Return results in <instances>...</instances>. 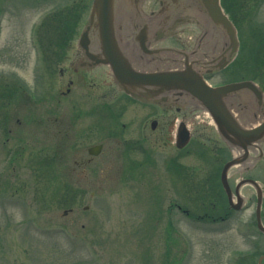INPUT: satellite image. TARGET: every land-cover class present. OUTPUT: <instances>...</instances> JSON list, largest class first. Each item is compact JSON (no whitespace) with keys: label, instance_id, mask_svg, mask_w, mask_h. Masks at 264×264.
<instances>
[{"label":"flooded vegetation","instance_id":"af4514ba","mask_svg":"<svg viewBox=\"0 0 264 264\" xmlns=\"http://www.w3.org/2000/svg\"><path fill=\"white\" fill-rule=\"evenodd\" d=\"M1 1L9 0H0V21H3L5 6ZM113 3L114 42L134 71L151 75L188 72L194 84L213 90L250 82L252 88L215 94L213 100L238 128L255 131V135L245 144L233 143L223 135L226 129L220 127L205 102L191 91L161 85L122 86L106 61L95 28L91 27L83 39L90 25V9L79 36L74 39L65 31L59 35V40L51 41L49 47L40 52L43 56L38 65L48 71L56 69L60 75L59 87L53 85L51 78L47 79L45 98L52 100V96L58 94L69 97L78 84L84 92L80 90L77 96L94 102L87 111L85 126L77 131L74 140L68 134L67 121L61 115L53 118L51 110L48 111L45 119L47 142L59 153V148L67 142V156L73 160L69 170L82 181L95 180L98 176L95 167L98 159L103 157L105 147L104 141L98 139L104 127L94 121L99 112L96 105L99 95L86 92L84 87L87 79L98 77L101 70L111 81V92L116 94L115 87L123 96L125 106L145 109L140 119L136 112L137 118L131 117L122 125L123 131L132 136L125 139V143L118 140L126 151L127 179L140 178L139 172L148 168L150 133L158 132L159 140L172 148L173 154L164 159L161 157L160 162L168 177L169 173L172 175V183L161 170L162 177L158 179L163 178L166 182L161 204L170 197L167 206L160 207V219L166 220L159 229L160 239L168 247L164 253L166 259L171 264H179L185 256H189V260L196 256L193 240L182 251L176 246L179 221L182 220L180 222L209 235L203 251L204 257L211 261L209 264H221L227 254L236 261L235 264H264V247L255 244V250L248 253L234 245L228 246L225 239L231 230L247 228L256 229L264 240V78H260L257 65L245 61L240 6L237 7L234 1L223 0H124ZM216 6L221 8L217 10L231 25L228 26L222 16L211 13V7ZM85 42L87 45H83ZM89 85L95 92L93 84ZM102 96L106 97V94ZM108 108L104 106L103 110L115 117L114 110ZM118 131L117 126L112 127L109 137L117 135ZM185 136L187 143L180 147ZM61 137L62 144L58 142ZM112 152L109 151L107 159L112 158ZM193 153L206 156L201 175L196 174V168L185 163L181 156L188 157ZM135 155L142 158L136 159ZM51 158L55 159L49 155L48 164L54 163ZM52 177L57 178L55 171ZM247 213L250 217L243 221ZM246 235L252 237L250 233Z\"/></svg>","mask_w":264,"mask_h":264},{"label":"rangeland","instance_id":"374dc122","mask_svg":"<svg viewBox=\"0 0 264 264\" xmlns=\"http://www.w3.org/2000/svg\"><path fill=\"white\" fill-rule=\"evenodd\" d=\"M225 1L240 6L245 61L257 65L260 78H264V0ZM90 2L1 1L5 13L0 21V264H171L164 255L168 247L161 241L159 230L166 222L160 219V207H166L170 197L161 204L166 182L158 179L162 177L161 170L172 183V175L168 177L160 166L161 157L172 155V148L159 140L158 132L150 133L148 168L139 172L140 178L129 180L126 151L118 142L125 143L132 136L123 131L122 125L131 117L137 118L138 112L140 119L145 109L125 106L123 96L115 87L116 94L111 92V81L101 70L98 77L87 79L89 87L85 85V91L99 95V112L94 121L104 127L97 137L105 147L95 167V180L82 181L79 175L72 174L68 143H60L63 137L58 140L64 146L59 148L60 153L45 137L48 111L53 118L61 115L67 121L69 133L65 132L74 140L94 104L90 98L77 96L83 91L78 84L69 97L58 94L52 100L45 98L47 79L59 87L60 75L56 69L48 71L38 65L41 50L59 40V35L67 31L74 39L79 36ZM104 106L114 110L115 117L104 111ZM114 126L119 131L109 137ZM109 151H113L112 158L107 159ZM49 155L55 157L51 158L52 165L47 163ZM181 156L196 168V174H203L205 155ZM54 171L57 178L52 177ZM62 200H66L65 205L60 204ZM70 208L73 211L64 215ZM249 217L247 213L243 221ZM180 221L176 246L182 251L193 240L196 256L192 260L185 256L179 264H209L203 255L207 232ZM246 233L252 237L247 238ZM225 239L228 246L248 253L255 250V244L264 247L263 236L256 229H234ZM235 263L227 254L221 264Z\"/></svg>","mask_w":264,"mask_h":264},{"label":"water","instance_id":"95a60500","mask_svg":"<svg viewBox=\"0 0 264 264\" xmlns=\"http://www.w3.org/2000/svg\"><path fill=\"white\" fill-rule=\"evenodd\" d=\"M94 1V2H93ZM114 1H124V0H91L88 5L82 26L80 31L83 29L85 23L87 22L90 9L92 6L90 25L87 27L83 34V39L88 34L91 27L95 28L101 40L102 48L106 61L111 65L115 77L121 83L122 86L129 85H161L171 88L184 89L195 93L199 98H201L205 104L209 107L210 111L213 113L217 119L220 127L225 128L226 131L222 132L225 137L230 139L233 143L245 144L253 139L255 131H246L237 127V125L232 121V119L225 112L221 111L219 107L215 105L213 96L215 94L226 93L232 90L251 87L250 82H243L239 84H232L222 88L213 90L207 86H202L194 84L188 72L185 73H174V74H160L151 75L144 74L134 71L123 55L120 53L117 45L114 42L113 31H114V20H113V2ZM203 1H218V0H203ZM219 7V6H218ZM211 7V13L216 16L217 14L222 16V20L231 25L228 18L224 16L217 9ZM230 28V27H229ZM83 45H87L85 42ZM187 139H185L180 147L185 146ZM245 146V145H243ZM230 166L228 164L227 168ZM224 184L226 185V180L224 178Z\"/></svg>","mask_w":264,"mask_h":264},{"label":"trees","instance_id":"16d2710c","mask_svg":"<svg viewBox=\"0 0 264 264\" xmlns=\"http://www.w3.org/2000/svg\"><path fill=\"white\" fill-rule=\"evenodd\" d=\"M223 1H225V0H223ZM63 197H64V198H63ZM62 198L65 199V198H66V195H65V196H62ZM60 204L65 205V204H66V200H62Z\"/></svg>","mask_w":264,"mask_h":264}]
</instances>
